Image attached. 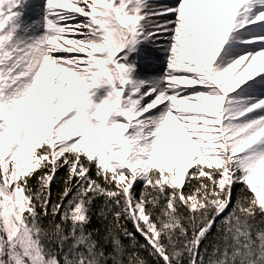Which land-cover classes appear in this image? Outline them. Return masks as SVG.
<instances>
[{
  "label": "snow or ice",
  "instance_id": "6c2138e0",
  "mask_svg": "<svg viewBox=\"0 0 264 264\" xmlns=\"http://www.w3.org/2000/svg\"><path fill=\"white\" fill-rule=\"evenodd\" d=\"M0 264H264V0H0Z\"/></svg>",
  "mask_w": 264,
  "mask_h": 264
},
{
  "label": "rangeland",
  "instance_id": "374dc122",
  "mask_svg": "<svg viewBox=\"0 0 264 264\" xmlns=\"http://www.w3.org/2000/svg\"><path fill=\"white\" fill-rule=\"evenodd\" d=\"M32 3H38V0H31ZM161 3L174 4L175 0H162ZM29 15L35 16V10ZM147 54L151 60L142 62L141 69L147 75H159L163 72L165 67V56L162 52H158L155 49L148 47Z\"/></svg>",
  "mask_w": 264,
  "mask_h": 264
},
{
  "label": "trees",
  "instance_id": "16d2710c",
  "mask_svg": "<svg viewBox=\"0 0 264 264\" xmlns=\"http://www.w3.org/2000/svg\"><path fill=\"white\" fill-rule=\"evenodd\" d=\"M129 227H131V225H129Z\"/></svg>",
  "mask_w": 264,
  "mask_h": 264
}]
</instances>
